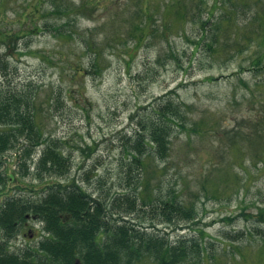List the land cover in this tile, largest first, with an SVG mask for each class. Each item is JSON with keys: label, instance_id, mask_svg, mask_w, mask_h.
Instances as JSON below:
<instances>
[{"label": "rangeland", "instance_id": "374dc122", "mask_svg": "<svg viewBox=\"0 0 264 264\" xmlns=\"http://www.w3.org/2000/svg\"><path fill=\"white\" fill-rule=\"evenodd\" d=\"M80 1L41 0L35 9V0H0V59L8 65L0 89L33 94L44 135L57 139L72 161L67 178L8 180L0 200L38 199L56 181L76 182L107 203L122 192L134 208L117 201L110 221L203 245L182 264H264V221L256 214L264 208V166L254 155L264 142V70L252 69L264 51L257 36L264 0H108L106 11L90 8L86 16L74 5ZM26 14L39 31L30 30ZM138 15L140 40L132 36ZM235 26L242 37L232 36ZM204 33L208 41L217 33V43L228 42L225 50L213 55L201 45L196 52L194 40ZM89 45L99 46L98 58ZM170 90L188 106L185 127L173 133L167 159L146 157L142 169L123 152L138 120ZM5 155L6 172L16 177L13 153ZM145 191L152 204L138 199ZM172 194L194 206L192 220L160 218L159 202ZM23 225L4 244L10 252L41 238L36 218L26 223L38 231L34 239L24 238ZM137 264L156 263L145 257Z\"/></svg>", "mask_w": 264, "mask_h": 264}, {"label": "trees", "instance_id": "16d2710c", "mask_svg": "<svg viewBox=\"0 0 264 264\" xmlns=\"http://www.w3.org/2000/svg\"><path fill=\"white\" fill-rule=\"evenodd\" d=\"M51 1L55 6L56 0ZM36 4L40 5L41 0H35L32 6L35 7ZM108 4V0H81L79 4L74 5H77L80 14L86 16L89 15L90 8L100 7L106 11ZM182 6L187 8L184 2ZM182 15L179 18H186L184 12ZM26 16L32 24L30 30L39 31L35 20L29 14ZM258 17L259 24L264 27V15ZM140 18L141 16L138 15L132 19L135 21L133 25L135 32L132 36L136 37V40H140L143 35L142 25L140 21H136ZM200 27L207 31L204 25ZM215 27L219 28L218 23H215ZM240 28L239 26L232 28L234 35H231L242 37L238 33ZM261 30L257 35L258 44L264 46V28ZM60 34L70 37L66 32ZM215 36L213 41H208L206 33L200 35L194 40L195 51L197 52L201 45L213 55L224 51V43L228 42L221 40L219 44L217 33ZM244 40L246 41L245 38ZM248 40L247 42H250L251 38ZM87 49L95 54L93 60L99 57L97 51L99 46L89 45ZM92 65L97 63L93 62ZM252 65V69L256 72L264 70V51L253 58ZM7 67V63L0 59V73H4V76ZM171 93H174V90L161 96L150 110L143 114L141 120H138L139 129L129 139L127 148L123 152L131 158L134 165H140L142 169L145 167L146 157L151 161L167 159L173 133L180 127L182 129L185 127V110L188 106L175 100ZM36 106L33 94L15 93L8 87L0 89V189L8 180L18 183V179L33 175L34 179L44 178L48 181L52 178H67L71 171L70 155L65 153L57 139L44 135L43 123L37 118ZM255 129V127L251 129V134ZM252 135L256 136L257 132ZM251 139L253 138L249 137V140ZM257 145L255 148L259 147ZM8 152L13 153L12 172L16 177L6 172L8 163L5 153ZM254 155L263 163V167L264 142L254 151ZM251 156L253 157V154ZM142 189L140 188V193L144 192ZM147 193L148 191H145V195ZM212 194L214 195V192ZM179 197L172 194L171 197L167 196L159 202L158 210H161L160 218L164 222L190 221L196 216L194 206L188 205ZM123 198L126 202H130L131 209L134 208L132 198L128 194L114 193L111 201L107 203L98 197H92L79 184L72 181L47 184L39 198L34 200L3 195L0 200V234L2 235L0 244H7L8 239L16 236L29 215L41 223V238L34 246L25 248L21 253L10 252L3 245L0 250V264H37V262L38 264H75L77 261L78 264H137L145 257L153 259L156 264H182L194 253L198 254L199 247L203 248L202 244L198 246L196 241L189 240L185 236L171 242L166 236H155L139 231L132 224L110 221L108 218L112 215L110 207ZM138 199L142 204H152L153 201L149 193L146 198L138 196ZM256 214L264 221V208H258Z\"/></svg>", "mask_w": 264, "mask_h": 264}, {"label": "flooded vegetation", "instance_id": "af4514ba", "mask_svg": "<svg viewBox=\"0 0 264 264\" xmlns=\"http://www.w3.org/2000/svg\"><path fill=\"white\" fill-rule=\"evenodd\" d=\"M25 225H26V223H25ZM23 234H25V235H29V238L30 239H34L35 237L34 236H36V229L35 228H30V227H26V232L25 233H23Z\"/></svg>", "mask_w": 264, "mask_h": 264}]
</instances>
